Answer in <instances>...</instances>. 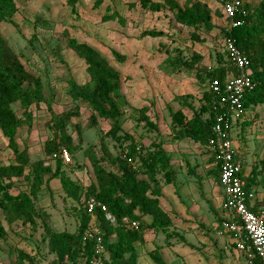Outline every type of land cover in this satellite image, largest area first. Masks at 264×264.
<instances>
[{
  "label": "trees",
  "instance_id": "trees-1",
  "mask_svg": "<svg viewBox=\"0 0 264 264\" xmlns=\"http://www.w3.org/2000/svg\"><path fill=\"white\" fill-rule=\"evenodd\" d=\"M79 1L65 0V4L71 12L76 13ZM103 1L95 0L94 6L99 7ZM135 3L149 13L166 11L175 24L191 29V45L194 42H203L204 38L201 36L210 35L215 29L222 35L220 52L216 55V64L212 68L202 67V56L195 51H191L185 58L181 51L175 50L173 56L167 53L163 60L167 72H184L204 87L196 100V106L191 102L189 94L174 96L173 100L178 103L179 108L175 111L168 110L170 140H187L206 147L208 141L214 137L212 127L215 119L224 111V107L218 103L223 96V84L226 77L236 74L223 50V41L226 38L234 40L236 47L246 55L249 63L248 76L253 88L243 93L240 98L242 111L264 105V0H253L250 3L245 1L233 18L238 25L230 26L229 21H226L222 28L212 24L209 8L196 0H135ZM16 12L15 0H0V23L16 27L12 20ZM101 21L125 24V19L114 11H107ZM62 34L65 48L84 62L87 75V81L82 84L69 79L67 96L72 103L81 102L90 111L85 130L93 129L99 121L106 122L108 128L99 140L98 148L96 145H88L82 150V156L91 170L92 180L81 184L66 176L61 161H51L50 156L61 147L66 148L70 154L81 149L82 127L78 122H72L80 116L79 107L75 104L59 113L53 112L51 103L45 98L40 78L24 68L18 56L0 35V134L13 156L11 162L0 165V216L3 223L0 225V238L4 235L5 227L8 228L14 223L35 229L38 222L43 240L54 256L51 264H75L83 259L88 260L92 255L93 242L82 239L83 231L90 220L83 206V199L94 197L106 206L107 212L114 218V222L110 223L100 211L94 214L106 257L103 264H136L134 244L143 242L146 230L160 231L167 237L170 235L168 231L171 221L160 207L159 198L162 185L175 186L176 170L163 147V140L152 141L147 147H143L123 130L126 112H133L138 116L135 120L136 126L143 125L149 131H157V126L149 119L147 107L133 108L127 102L121 92L123 79L120 72L88 43L78 42L66 30ZM140 36L174 40L173 34L156 29L144 30ZM112 56L118 62L124 60L116 52ZM214 81L220 86L218 93L208 87ZM14 104L18 105L20 116L13 109ZM41 104H45L50 113V118L45 123L50 136L43 143L45 158L31 161L28 148L17 143L16 135L21 127H31L30 109L38 108ZM249 124L250 121L242 119L241 132ZM69 127L76 134V144L68 133ZM104 138L118 147L116 154L110 151L103 141ZM239 142L245 147L243 138ZM241 166L244 189L253 190L256 195L254 210L260 209L264 212V173L261 172L264 169V154L247 174H244L243 163ZM210 173L212 174L209 176L218 182V167L212 168ZM52 180H58L61 192L76 206L78 224L74 232L55 229L49 215L35 207L34 199L37 194L48 187ZM17 182L23 183L28 189L27 192L17 188ZM12 189L17 191L11 192ZM258 194H261L260 198ZM145 217L150 218L149 223L144 222ZM124 218L126 223L122 222ZM222 220L223 217L216 218V230ZM130 222H135L137 227H130ZM244 240L251 251L249 242ZM149 255L154 264H164L157 249ZM13 264L35 263L33 256L18 250L14 252Z\"/></svg>",
  "mask_w": 264,
  "mask_h": 264
},
{
  "label": "rangeland",
  "instance_id": "rangeland-1",
  "mask_svg": "<svg viewBox=\"0 0 264 264\" xmlns=\"http://www.w3.org/2000/svg\"><path fill=\"white\" fill-rule=\"evenodd\" d=\"M206 1L213 15L220 14L219 0ZM94 2L95 0H80L76 13H73L66 6L65 0H15L17 12L12 20L16 27L0 23V35L18 56L24 68L40 78L52 111L59 113L78 105L80 116L72 122H78L82 127V145L81 149L70 154L71 164L63 166V170L66 176L81 184L92 180L91 170L82 156V150L88 145H96L98 148L99 140L108 127L106 122L99 121L93 129L85 130L90 111L85 104L72 103L67 96L69 79L82 84L87 81V75L84 62L65 48L62 31L66 30L78 42L88 43L120 72L123 79L121 92L133 108H148L147 114L157 126V131H149L143 125L136 126L138 116L133 112H126L122 127L143 147L158 139L168 145V110L175 111L179 108L178 103L173 100L174 96L189 94L191 102L196 106V100L204 88L184 72H167L163 65L167 53L173 56L175 50H178L187 58L191 51L198 52L202 56L200 65L209 69L216 64V55L220 52L222 42V35L215 29L210 35L201 36L204 38L203 42L191 45V29L168 21L169 15L163 11H143L135 0H104L99 7H95ZM107 11L117 12L125 19V24L103 23L101 18ZM221 23V26H225L224 19ZM216 27L221 28L219 25ZM151 29L173 34L174 40L140 36L142 31ZM113 52L120 54L123 62L114 60ZM13 109L20 116L17 104L13 105ZM30 110L31 127L27 129L23 126L18 129L16 139L20 146L26 145L31 161H35L45 158L43 143L50 136L45 123L50 118V113L45 104L38 108L31 107ZM242 119L250 121L249 126L241 132L239 121L233 125L230 135L233 144L240 148V162L243 163L244 170L249 171L264 154V105L248 108ZM68 133L76 144V134L72 127L68 128ZM240 138L246 143L245 147L241 146ZM103 141L113 154L118 152V147L111 140L104 138ZM192 144L184 140L179 146L191 153ZM12 158V153L6 147V140L0 134V165L8 164ZM194 159V155L189 156L191 162ZM261 172L264 173V169ZM178 177H183V174ZM16 187L26 192L28 190L23 183L17 182ZM34 201L37 209L44 210L49 215L55 229L68 232L77 229L76 206L61 192L58 180H52L48 187L37 194ZM1 224L3 225L0 216ZM158 236L164 238L162 232H158ZM212 236L215 237L214 234ZM18 250L33 256L35 264H51L54 258L43 240L38 222L35 229L20 223L5 227L4 235L0 238V264H13L14 252Z\"/></svg>",
  "mask_w": 264,
  "mask_h": 264
},
{
  "label": "built area",
  "instance_id": "built-area-1",
  "mask_svg": "<svg viewBox=\"0 0 264 264\" xmlns=\"http://www.w3.org/2000/svg\"><path fill=\"white\" fill-rule=\"evenodd\" d=\"M221 14L224 21H229L230 26L238 25L233 20L239 12L245 0H219ZM226 24V23H225ZM223 50L236 74L228 76L223 84V96L218 103L224 107L222 114L215 119L212 131L214 137L206 145V149L213 159V163L219 170V187L221 189L223 220L217 236L231 234L234 249L237 251L243 264H264V212L255 208V193L253 190L244 189V180L241 176V162L239 159L240 148L231 140L230 131L234 124L241 121L244 111L241 109L240 98L246 91L253 88L248 76V59L235 45L232 38L223 41ZM213 92L218 93L220 86L216 81L208 86ZM215 105V102L213 103ZM50 160H60L63 166L71 164L69 151L61 147L53 152ZM83 206L90 216L88 226L82 234L83 241H92V255L86 260H80L75 264H103L104 248L102 238L95 219V212L104 214L106 221L113 223L114 218L106 210V206L94 197L83 199ZM123 223L127 220L124 218ZM130 227L136 228L135 222H130ZM249 242L251 251L246 247L245 240ZM65 264H74L67 262Z\"/></svg>",
  "mask_w": 264,
  "mask_h": 264
},
{
  "label": "crops",
  "instance_id": "crops-1",
  "mask_svg": "<svg viewBox=\"0 0 264 264\" xmlns=\"http://www.w3.org/2000/svg\"><path fill=\"white\" fill-rule=\"evenodd\" d=\"M152 1L160 2V0ZM196 1L206 4L211 12L206 0ZM245 1L250 3L253 0ZM219 11L220 15L217 16L211 12V22L222 28L223 16L221 9ZM164 13L170 15L166 11ZM167 20H170L169 16ZM166 139L169 144L163 147L171 157L176 170L175 186L162 185L159 204L171 221L168 231L170 235L161 238L158 232L146 230L143 234V242L134 244L137 254L136 264H154L149 255L154 249L158 250L164 264H243L231 244V234L216 235V218L223 216V197L218 182L209 176L212 174L210 170L215 167L211 155L206 147L193 142L190 153L179 146L182 141ZM188 155H194L193 162L189 160ZM248 172V169L244 170V174ZM179 174H183V177L179 178ZM258 197L260 198L261 194H258ZM144 222L149 223L150 218L145 217ZM213 234L215 237L212 236Z\"/></svg>",
  "mask_w": 264,
  "mask_h": 264
}]
</instances>
